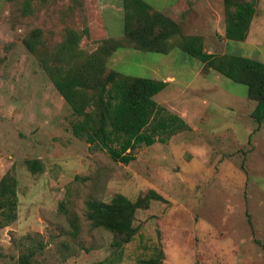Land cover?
Returning a JSON list of instances; mask_svg holds the SVG:
<instances>
[{"label": "rangeland", "instance_id": "374dc122", "mask_svg": "<svg viewBox=\"0 0 264 264\" xmlns=\"http://www.w3.org/2000/svg\"><path fill=\"white\" fill-rule=\"evenodd\" d=\"M24 1L0 0V180L14 175L19 195L17 220L0 228V264H17L28 247L36 249L33 264H264V123L252 117L256 101L241 94L247 86L205 70L180 48L161 63L158 55L168 54L119 48L105 68L173 76L155 99L190 129L141 145L128 164L116 162L73 134L77 117L43 65L69 68L82 60H56L69 29L101 31L82 37L85 54L122 36L123 0H32L26 14ZM145 1L167 6L181 35L202 37L206 51L228 49L224 0ZM258 2L249 42L232 41L228 51L245 54L259 39L264 51V0ZM34 29L41 32L32 51L25 38ZM148 57H157L155 72ZM151 190L165 201L137 209L139 230L122 247L86 217L88 198L136 201Z\"/></svg>", "mask_w": 264, "mask_h": 264}, {"label": "trees", "instance_id": "16d2710c", "mask_svg": "<svg viewBox=\"0 0 264 264\" xmlns=\"http://www.w3.org/2000/svg\"><path fill=\"white\" fill-rule=\"evenodd\" d=\"M32 0H25L22 11L30 10ZM124 33L120 37L105 38L103 46L94 53L79 50L85 34L101 32L85 29L78 32L69 29L61 48L56 53L60 63L82 57L69 68L45 64L57 90L70 105L77 120L72 122L76 137L85 138L94 148L106 151L116 162L130 163L136 158L135 150L141 145H153L190 129L178 114L172 113L155 99L168 86V81L152 77L123 74L105 68V60L119 48L130 47L145 52L169 54L180 48L204 63L205 70H215L223 76L247 86L250 99L256 101L252 117L259 125L264 123V62L249 56L209 53L200 36H182L179 23L154 8L145 0H123ZM226 33L229 41H245L257 11L258 0H224ZM40 29H34L25 38L26 46L34 51L35 39ZM34 163V161H33ZM152 200L165 198L151 190L136 201L124 194L115 195L110 202L88 198L85 201L86 217L94 227H103L117 238L114 244L122 247L136 235L135 224L138 208H147ZM18 180L7 173L0 180V228L12 224L18 218ZM74 235L79 225L74 224ZM119 238V239H118ZM36 249L28 247L17 264H33Z\"/></svg>", "mask_w": 264, "mask_h": 264}, {"label": "crops", "instance_id": "0c3cea01", "mask_svg": "<svg viewBox=\"0 0 264 264\" xmlns=\"http://www.w3.org/2000/svg\"><path fill=\"white\" fill-rule=\"evenodd\" d=\"M262 2V1H261ZM258 3H260V2H258ZM159 9V8H158ZM160 10H162L163 12H165L166 14H168L169 12H168V9H167V6H166V9L164 8V9H160ZM258 14V7H257V11H256V14H255V16H254V18H253V20H252V23H251V26H250V30H249V34H248V37H247V39L245 40V41H242V43L243 44H247V40H248V42H249V38H250V33H251V31H252V29H253V25H254V23H255V20L257 19V15ZM170 16L171 17H173L172 15H171V13H170ZM259 28H260V30H259V32L260 33H264V12H263V15L262 16H260V21H259ZM226 33V25H225V27H224V29H223V31L221 32V34H225ZM224 42H225V44H226V47L228 48L227 50H225V51H223V54L224 53H234V54H239V53H236V52H230V51H228L229 50V46H230V44H231V42L232 41H229V40H227L226 38H224ZM245 42V43H244ZM253 42V41H252ZM260 43V39L259 40H256L253 44H251V49H247V48H243V47H241V49L243 48V49H245L244 51H245V54H241V55H245V56H249V57H251V58H254V59H258V60H261V61H263L264 62V51H263V45H261V44H259ZM242 46V45H241ZM226 47H225V49H226ZM239 49V48H238ZM240 50V49H239ZM238 50V51H239ZM139 52H141L140 50H138ZM247 51L249 52V53H247ZM207 52H209V53H211L210 51H207ZM172 54V53H171ZM159 56H161V55H158V61L161 63V62H168L169 60V57H172L170 54H168L167 55V57H166V55L165 56H161V57H159ZM156 58L157 57H154V58H151V57H148V64H149V66L151 65V71H154V70H156L155 68H156ZM172 59V58H171ZM152 60H153V62H152ZM200 61V60H199ZM186 63H189V62H186ZM204 64V63H203ZM155 72V71H154ZM219 73V72H218ZM168 77L167 78H162L161 80H164V81H168V86L165 88V89H167V88H169V87H171L172 85H173V82H174V80H175V78L173 77V76H169V75H167ZM153 78V77H152ZM155 78V77H154ZM155 79H157V78H155ZM164 89V90H165ZM163 90V91H164ZM162 92V91H161ZM159 94V93H158ZM232 94H234V95H237L236 93H232ZM241 94H243V96L244 97H247V89H245V90H241Z\"/></svg>", "mask_w": 264, "mask_h": 264}]
</instances>
